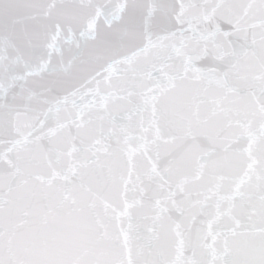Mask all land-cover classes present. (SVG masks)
Wrapping results in <instances>:
<instances>
[{
  "label": "snow or ice",
  "instance_id": "1",
  "mask_svg": "<svg viewBox=\"0 0 264 264\" xmlns=\"http://www.w3.org/2000/svg\"><path fill=\"white\" fill-rule=\"evenodd\" d=\"M0 264H264V0H0Z\"/></svg>",
  "mask_w": 264,
  "mask_h": 264
}]
</instances>
